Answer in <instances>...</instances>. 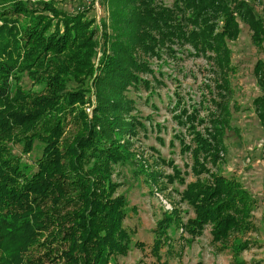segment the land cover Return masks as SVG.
<instances>
[{"label":"trees","instance_id":"16d2710c","mask_svg":"<svg viewBox=\"0 0 264 264\" xmlns=\"http://www.w3.org/2000/svg\"><path fill=\"white\" fill-rule=\"evenodd\" d=\"M107 2L115 4L113 32L101 34L100 42L86 10L63 13L29 1L0 7V264H108L126 255L131 241L124 226L126 199L115 195L119 183L111 175L115 165L127 161L123 137L137 126L145 129L131 113L129 93L145 88L153 95L152 81L161 80L155 74L164 75L149 58L162 59L164 53L178 58L181 50L204 56L220 71L215 86L226 92L225 71L232 68L228 41L238 37L239 21L264 54V19L247 0ZM253 73L264 91V58L255 62ZM88 82L96 89L90 118L84 110ZM253 102L264 128L263 95ZM217 104L206 134L193 126L194 108L174 116L187 124L193 143L180 140L196 178L180 180L179 194L194 215L182 221L174 208L162 213L152 244L157 258L165 239L170 243V226L194 238L209 225L211 241L221 245L253 228L257 198L238 178L207 167L225 150L227 110ZM202 173L208 178L200 179ZM179 174L173 167L167 180L180 179ZM249 243L247 238L233 242V253Z\"/></svg>","mask_w":264,"mask_h":264},{"label":"rangeland","instance_id":"374dc122","mask_svg":"<svg viewBox=\"0 0 264 264\" xmlns=\"http://www.w3.org/2000/svg\"><path fill=\"white\" fill-rule=\"evenodd\" d=\"M25 1L44 2L63 13L86 10L88 16L94 17L92 26L97 42L101 41L104 32L110 35L113 32L110 14L115 4L106 3L108 0H0V7ZM162 1L171 4V0ZM247 1L264 19V0ZM239 26L238 37L228 41L232 67L225 71L228 91L215 86L220 71L213 70L215 67L210 60L181 50L176 54L178 58L165 53L162 59L149 58L155 72L164 73L163 76L155 74L161 80L160 84L152 81L153 95L149 96L145 88L132 89L129 93L134 99L131 113L137 115L145 129L137 126L133 134L123 137L121 143L126 145L127 161L115 165L111 175V179L119 183L115 195L123 194L126 199L124 226L130 230L131 241L127 254L112 257L108 264H264V128L257 116V103L253 102L258 96L264 97L253 73L255 62L264 58V54L252 44L247 25L239 21ZM95 52L93 61L96 63L99 46ZM143 76L151 79L149 74ZM26 83L28 80L24 77L22 84ZM87 87L88 102L84 110L90 118L96 103V89L89 82ZM219 91L225 93L224 97ZM218 102L227 110L228 124L223 136L225 150L216 165L208 163L207 167L218 174L238 178L257 198L259 204L250 217L253 228L230 238V245H221L211 241L209 225L194 238L170 226L166 231L170 243L165 239L157 258L152 244L162 213L174 208L182 221L194 215L191 207L180 200L179 194L184 188L180 180L188 182L196 178L191 171L190 153L180 152V140L183 138L189 145L193 143L187 124H178L175 117L182 114L184 107L188 109L187 113L194 108L198 113L193 126L206 134L210 113L218 110ZM173 167L180 171L181 178L169 182L167 176L172 174ZM152 176L157 179L153 180ZM198 177L206 179L208 175L202 173ZM245 238L249 240V246L238 254L233 253L231 244Z\"/></svg>","mask_w":264,"mask_h":264}]
</instances>
